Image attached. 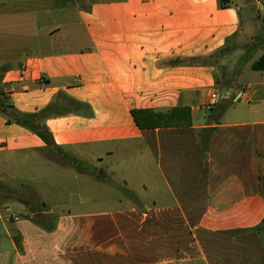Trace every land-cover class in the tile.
<instances>
[{
  "label": "crops",
  "instance_id": "1",
  "mask_svg": "<svg viewBox=\"0 0 264 264\" xmlns=\"http://www.w3.org/2000/svg\"><path fill=\"white\" fill-rule=\"evenodd\" d=\"M223 5L0 0V108L34 114L66 95L84 107L45 121L59 150L102 167L120 152L142 156L123 195L7 218L15 255L0 264H264V72L252 68L264 52V0ZM192 58L205 62L181 63ZM213 95L223 107L208 110ZM177 107L191 124L141 129L132 114ZM9 111L0 110V157L55 150ZM37 214H56L53 229Z\"/></svg>",
  "mask_w": 264,
  "mask_h": 264
},
{
  "label": "rangeland",
  "instance_id": "2",
  "mask_svg": "<svg viewBox=\"0 0 264 264\" xmlns=\"http://www.w3.org/2000/svg\"><path fill=\"white\" fill-rule=\"evenodd\" d=\"M250 15L249 10L244 9L245 32L250 29ZM228 61H231L229 56L219 57L220 64ZM217 75L221 81L224 79L223 68L219 67ZM47 153H38L39 155L30 157L22 152H6L0 157V255L3 257L2 260L8 259L11 262L15 255L6 229L9 224L7 218L10 219L14 215L23 218L27 216L25 214L30 208L37 211L45 208L58 211L57 206L63 205V209L69 210L78 206L77 199L81 197L93 198L95 203L96 199L102 202L105 195H123L121 187L124 184L123 178L126 175L138 176L139 173L132 172L131 165L142 159V156L134 153L127 155L120 152L109 158L105 157V165L102 167L98 165L97 157L94 160L82 159L79 154H65L61 150H47ZM102 168L104 172H101ZM104 174L106 177L100 179L99 176L102 177ZM20 201L27 204L23 209L14 205L20 204ZM11 204L12 210L8 212L4 207ZM87 207L89 206L84 205L81 208ZM55 216L56 214H50L48 217L52 219Z\"/></svg>",
  "mask_w": 264,
  "mask_h": 264
},
{
  "label": "trees",
  "instance_id": "3",
  "mask_svg": "<svg viewBox=\"0 0 264 264\" xmlns=\"http://www.w3.org/2000/svg\"><path fill=\"white\" fill-rule=\"evenodd\" d=\"M225 0H220L221 6L224 7L223 3ZM205 60L201 58L184 59L181 63L184 64H202ZM253 70L264 72V52L258 60L252 65ZM215 106L223 107L222 104H215ZM84 107L82 103H79L66 95H59L58 99L47 106L45 109L34 114H22L16 111L11 105H6L5 109H1L2 113L8 112L9 122H14L17 125L26 128L32 133L39 136L49 148L59 150V147L55 144L51 132L46 127L45 121L48 118L54 116H64L71 112H77L79 109ZM223 112H220V115ZM133 117L137 126L141 129L145 128H158V127H173L183 126L191 124V113L187 107H177L168 112H154L150 110H135L133 111ZM204 134H201L202 143L207 146L210 142L208 134L212 133V130H204ZM68 158V156H66ZM47 215L37 214L32 218V221L45 228L46 230L53 229V218L49 219Z\"/></svg>",
  "mask_w": 264,
  "mask_h": 264
},
{
  "label": "water",
  "instance_id": "4",
  "mask_svg": "<svg viewBox=\"0 0 264 264\" xmlns=\"http://www.w3.org/2000/svg\"><path fill=\"white\" fill-rule=\"evenodd\" d=\"M220 54L223 55V54H225V53H224V52H223V53H219V52L217 53V52H216V53L214 54V57H218ZM229 90H230V89H229V88H226V87L223 89V95H224V96H223V99L221 100V102H223V103H227V102L229 101V99H230V97H231V95L229 94ZM237 99H238V98H237ZM237 99H236V100H237Z\"/></svg>",
  "mask_w": 264,
  "mask_h": 264
},
{
  "label": "built area",
  "instance_id": "5",
  "mask_svg": "<svg viewBox=\"0 0 264 264\" xmlns=\"http://www.w3.org/2000/svg\"><path fill=\"white\" fill-rule=\"evenodd\" d=\"M212 99H213V102H211L208 105V110H210L212 108V106L218 102L219 97L217 95H213Z\"/></svg>",
  "mask_w": 264,
  "mask_h": 264
}]
</instances>
